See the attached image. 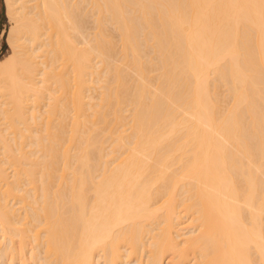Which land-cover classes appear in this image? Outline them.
Segmentation results:
<instances>
[{
    "label": "bare ground",
    "instance_id": "6f19581e",
    "mask_svg": "<svg viewBox=\"0 0 264 264\" xmlns=\"http://www.w3.org/2000/svg\"><path fill=\"white\" fill-rule=\"evenodd\" d=\"M3 5L0 264H264V0Z\"/></svg>",
    "mask_w": 264,
    "mask_h": 264
},
{
    "label": "rangeland",
    "instance_id": "374dc122",
    "mask_svg": "<svg viewBox=\"0 0 264 264\" xmlns=\"http://www.w3.org/2000/svg\"><path fill=\"white\" fill-rule=\"evenodd\" d=\"M7 28H8V23H6V19H5V17H4V7H3V4H2V0H0V33L2 32V31H6L7 30ZM10 54V51L8 50V47H7V45L5 44V41H4V38H3V36L0 38V60H2V59H4L5 57H7L8 55ZM95 91H96V94H97V90H96V88H95ZM91 94H89V95H93V97H94V94H95V92H90ZM88 95V96H89ZM93 97H91V98H93ZM95 98H96V95H95V97L93 98V100H95ZM92 102V101H91ZM94 102V101H93ZM183 221V223H182V225L184 226V225H187L186 223H188L185 219H183L182 220ZM181 221V222H182ZM186 221V222H185ZM123 255H125L124 253H123ZM38 260V259H37ZM37 260H36V262H37ZM35 262V263H36ZM29 263H31V261H29ZM36 264H39V263H36Z\"/></svg>",
    "mask_w": 264,
    "mask_h": 264
},
{
    "label": "crops",
    "instance_id": "0c3cea01",
    "mask_svg": "<svg viewBox=\"0 0 264 264\" xmlns=\"http://www.w3.org/2000/svg\"><path fill=\"white\" fill-rule=\"evenodd\" d=\"M2 4H3V0H2ZM3 7H4V5H3ZM4 17H5V13H4ZM5 19H6V18H5ZM6 23H7V21H6ZM5 32H6V31H5ZM5 32L2 31V32L0 33V38L3 36L4 41H5ZM5 44H6V42H5Z\"/></svg>",
    "mask_w": 264,
    "mask_h": 264
}]
</instances>
